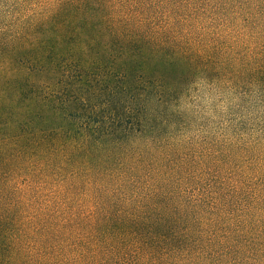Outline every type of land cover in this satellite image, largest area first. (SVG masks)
Instances as JSON below:
<instances>
[{
    "label": "trees",
    "instance_id": "obj_1",
    "mask_svg": "<svg viewBox=\"0 0 264 264\" xmlns=\"http://www.w3.org/2000/svg\"><path fill=\"white\" fill-rule=\"evenodd\" d=\"M0 264H264V0H0Z\"/></svg>",
    "mask_w": 264,
    "mask_h": 264
}]
</instances>
